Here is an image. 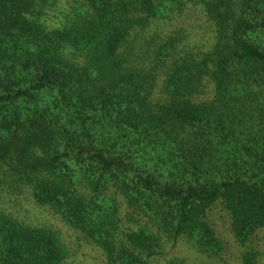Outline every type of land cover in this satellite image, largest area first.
<instances>
[{"label": "trees", "instance_id": "trees-1", "mask_svg": "<svg viewBox=\"0 0 264 264\" xmlns=\"http://www.w3.org/2000/svg\"><path fill=\"white\" fill-rule=\"evenodd\" d=\"M189 8L206 45L173 29L130 57ZM18 199L105 264H147L179 235L217 254L216 203L245 244L264 226V0H0V264H63Z\"/></svg>", "mask_w": 264, "mask_h": 264}, {"label": "rangeland", "instance_id": "rangeland-1", "mask_svg": "<svg viewBox=\"0 0 264 264\" xmlns=\"http://www.w3.org/2000/svg\"><path fill=\"white\" fill-rule=\"evenodd\" d=\"M202 18L198 8H189L174 19L155 21L154 25L143 33V37L140 35L136 41L134 40L130 57H134L137 61L149 62L152 52L150 54L148 50L147 53L139 54L142 51L139 46L142 43L141 39L145 40L146 46V40L151 39L149 42H155L157 36L173 29H180L184 34L181 44L200 47L206 45L210 32L204 27ZM18 201V204H13L11 201L4 204L8 203L13 213L24 221L42 225L56 233L66 252L63 264H105L99 248L77 239V232L49 209L27 199H18ZM207 215L215 235L223 243L217 254L209 255L199 250L187 237L179 235L173 243H165L161 248V254L152 256L147 264H244L243 259L250 257L255 264H264V226L259 227L245 244H239L229 232L226 213L217 203L210 207Z\"/></svg>", "mask_w": 264, "mask_h": 264}]
</instances>
